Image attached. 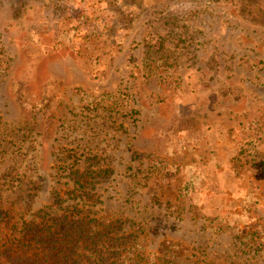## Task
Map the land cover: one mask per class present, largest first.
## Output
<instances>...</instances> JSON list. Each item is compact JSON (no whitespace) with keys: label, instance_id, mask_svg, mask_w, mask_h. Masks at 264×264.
Returning a JSON list of instances; mask_svg holds the SVG:
<instances>
[{"label":"rangeland","instance_id":"rangeland-1","mask_svg":"<svg viewBox=\"0 0 264 264\" xmlns=\"http://www.w3.org/2000/svg\"><path fill=\"white\" fill-rule=\"evenodd\" d=\"M243 7L0 0V247L60 231L61 198L142 264H264V23Z\"/></svg>","mask_w":264,"mask_h":264},{"label":"trees","instance_id":"trees-1","mask_svg":"<svg viewBox=\"0 0 264 264\" xmlns=\"http://www.w3.org/2000/svg\"><path fill=\"white\" fill-rule=\"evenodd\" d=\"M131 1L138 2L141 0ZM239 1L244 4L243 8L249 9L247 15H251L257 22L264 23V0ZM1 61L2 58L0 57V72L6 70ZM145 155L150 156V154ZM192 184L193 182H187L186 188H192ZM60 199L57 198L55 203L63 211L56 213L54 219V223L59 225L60 231H53V227H49L48 233L45 235L41 236L39 233H34L31 238H28L26 234L20 237L16 241L19 248L0 247V264H142L140 261L131 258L132 249L135 248H119V245L114 241L113 244L109 241L107 235H101V230L97 233H86L87 230L93 228L91 226L92 221H95L96 227L98 226V220H92L85 215L82 216L80 209L76 208L77 205L74 209L63 206V201ZM98 234L99 236H97ZM54 237H56V241L60 240V246L55 245V242L52 243ZM34 242L35 245H33ZM115 246L117 248H114ZM123 249L126 252H121ZM113 250L116 253L111 252ZM124 253H127V256ZM135 255H139V253ZM122 259L124 260L122 261ZM170 259L172 264L190 263V261L184 262L185 257L178 254L176 250H173Z\"/></svg>","mask_w":264,"mask_h":264}]
</instances>
